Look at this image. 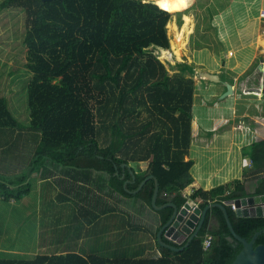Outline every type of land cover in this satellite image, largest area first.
<instances>
[{"label":"trees","instance_id":"trees-1","mask_svg":"<svg viewBox=\"0 0 264 264\" xmlns=\"http://www.w3.org/2000/svg\"><path fill=\"white\" fill-rule=\"evenodd\" d=\"M154 1L5 0L0 4L1 10L18 8L26 13V65L32 73L28 87L30 125L26 130H31L37 141L27 170L0 174V197L4 201L23 200L32 191L34 174L48 166H62L84 174L103 172V177L108 175L111 190L151 205L154 179L137 194L124 186L132 175L127 170L122 178V165L131 161H149V168L138 174L128 188L135 190L146 177L155 175L160 182L159 205L173 200L183 206L192 198L205 208L214 202L264 194V139L244 147L243 154L252 160V168L245 170L242 178L211 190L194 187L187 191L193 182L194 160H185V156L192 136L194 81L183 75L170 77L150 51L152 46L164 51L170 48L168 22L173 11L186 8L187 0ZM184 18L180 31L175 23L169 28L175 34L172 46L178 56L186 48L194 23L192 15ZM142 108L153 119L138 125ZM155 122L163 127L171 123L172 132L177 124H184V133L189 137L174 147V138L163 140L161 133H153L141 144L140 139ZM105 127L110 139L102 144L99 135ZM15 130L25 127L11 111L8 99L0 98V141ZM252 180L255 186L250 189ZM158 212L165 224L173 208ZM229 215L237 233L248 240L264 229V217H242L231 207ZM214 218L217 223L211 227ZM208 233L214 241L205 249ZM230 235L222 209L212 207L199 236L187 248L179 252L164 248L160 258H110L68 252L31 259L0 258V264H232L243 245L231 242ZM261 244L264 232L256 242Z\"/></svg>","mask_w":264,"mask_h":264},{"label":"rangeland","instance_id":"rangeland-1","mask_svg":"<svg viewBox=\"0 0 264 264\" xmlns=\"http://www.w3.org/2000/svg\"><path fill=\"white\" fill-rule=\"evenodd\" d=\"M3 1L5 0H0V4ZM146 1L155 2L154 0ZM263 7L264 0H187L186 8L173 11L168 22L170 48L164 51L159 47H150V51L164 64L170 77L183 75L186 79H193L196 97L192 108L191 135L194 130L193 138L195 137L197 134L195 128L197 127L201 135L211 134L212 137L207 138L204 147L214 144L215 139L219 136L217 134L220 129L215 131L219 124L229 123L231 125L234 118L233 110L227 106V103H221L225 100V98H221L224 94L221 95L223 88L218 85V82L204 79L202 73L204 71L217 73V70L222 68L224 61L219 58V53L229 41H245V46L253 47L251 49L253 53H258V55L264 53ZM185 15H192L194 23L192 32L188 35L186 48L182 49L178 56L172 46L175 34L169 28L171 23H175L177 31H180L185 24ZM26 30V13L23 9H0V98L8 99L11 111L25 127V130H15L10 136L3 135L2 142L0 141V174L5 175L20 174L27 170L35 155L37 144V141H34L33 132L26 130L30 125L28 87L32 77V73L26 65L28 53L25 43ZM231 48L227 52L233 56L235 49ZM259 57L254 60L255 62L246 63V70L237 73L236 76L245 79L247 73L255 69L258 61L262 59ZM248 58L253 60L251 57ZM185 66L190 69L184 68ZM227 77L229 76L227 75ZM251 88L250 85H247V95L254 94ZM252 97L253 95H249L244 98L256 101ZM241 102L245 106L247 105L246 101ZM142 109L138 125L153 119L146 108ZM235 119L239 120V115ZM251 125L255 126L254 123ZM171 126V123L168 127H163L160 122L153 123L146 137L140 139L141 144H144L153 133H161L163 140L166 138L173 140L174 138V147L180 144L179 142H182L184 138L189 137L184 133V124H177L174 127V132L170 129ZM253 136L255 135L253 134ZM259 138H264V131L262 133L259 131L257 138L245 139L252 142L250 140L257 141ZM99 139L102 144L109 142L108 128H102ZM219 141L221 142L219 148L225 147V142ZM242 145L244 149L248 143L244 141ZM237 146L238 149H241L240 144ZM148 147L151 148V145L148 144ZM139 155L145 156V154ZM220 155L221 152H219V156L214 157V160H223L226 157L222 154L221 158ZM243 160L239 159L242 169L241 178L245 170L252 168L251 159L245 161L246 166L241 164ZM143 162L148 165L149 161ZM130 163L135 164V161L129 162V165ZM201 163L207 164L206 159L203 158ZM218 163L220 164V161ZM47 174V180L42 181L49 189V200L46 203H40L44 195L42 190L38 191V188L42 189L41 184H38L42 177H38V175L34 177L32 193L20 201L22 203L0 200V258L31 259L41 254H66L76 251L84 253L85 246L81 241L85 237L79 236V234H86L85 236L91 238L93 233L96 236L90 242L92 248L84 253L89 255L97 250L96 246L100 248L104 246V243L94 244L93 241H100L98 235L102 233L106 234L107 239L110 238V206L119 209V204L122 203L119 199L122 196L110 189L108 175L106 178L103 177V172L99 171H92L89 174L79 173L73 169L68 171L62 166H48L46 170L39 173L40 176ZM254 186V180L250 181V189H253ZM63 198H71L72 203H75V205L72 203L66 205L71 207L73 214H68V209L64 210V214L71 215L76 226L72 229H62L58 233L63 235L64 233L77 232L76 236L66 235L63 238L57 233L46 236L44 228L50 224L51 220L48 219L43 224L40 212L48 207L62 208L63 202L60 200ZM127 210L134 209L127 207ZM100 253L105 257L110 256L108 249L100 251Z\"/></svg>","mask_w":264,"mask_h":264},{"label":"crops","instance_id":"crops-1","mask_svg":"<svg viewBox=\"0 0 264 264\" xmlns=\"http://www.w3.org/2000/svg\"><path fill=\"white\" fill-rule=\"evenodd\" d=\"M262 9L264 10V7ZM244 43L245 41L241 40L239 42L229 41L227 46H225L219 53V58L224 61V63H222V68L217 70V73L222 79V82H218V85L223 88L221 95L227 91L226 83H231L234 88V93L226 97L224 101H221V103H227V106L233 110L232 116L234 118V122L231 125L229 123H221L216 127L215 131L220 129V132L217 134L219 136L215 139L212 146L209 145L204 147L205 143H207V138L209 139L212 137L211 134L208 136L204 134L201 135L197 127L195 128V131H197L198 135L196 134L193 138L194 130L192 131L193 140L191 139L188 154L189 156H186L185 160H194V165L191 169L193 182L187 191L194 187L211 190L219 185L229 183L236 178H241L240 173L242 172V169L239 165V159L243 160L244 158L241 162L244 166H246L245 161L250 159L249 156H244L242 143L245 141L248 145L252 144L256 140H250L252 142H248L246 139L249 137L257 138L259 131L261 133L264 131V57H262L264 56V53H260L259 55L258 53H253L251 50L253 47L245 46ZM231 47L235 49V54L233 56L229 55L227 52L232 49ZM248 57L253 58V60H249ZM258 57L262 59L258 61L255 69H252L249 73H247L245 79H243V77L239 78L236 76L237 73H242L246 70V63L250 61L255 62L254 60ZM227 75L229 77H227ZM247 85L252 87L251 89H253L254 94L249 95H253L252 98L256 101L246 100V98H244L249 96L246 93ZM195 97L196 94H194V103ZM241 101H246L247 105L245 106V104ZM237 115H239L240 119L236 121L235 118ZM251 123H254L255 126L252 127ZM238 125H240V128H238ZM253 134L255 136H253ZM219 140L225 142V147L219 148L221 145ZM239 144L241 145V149H238L239 147L237 145ZM219 152H221V158L222 154L226 155L224 158L225 160H214V157L219 156ZM203 158L206 159L207 164L201 163ZM218 161H220V164ZM143 163V161L135 162V164L130 163L131 168L135 171L136 175L148 170L149 162L148 165ZM127 170L130 171L127 168H123V173L125 172V175ZM36 175H38V177H42L38 183L41 184L42 189L38 188V191L42 190L44 197H42L40 203L44 204L47 200H49V189L42 181H44V179L47 180L46 178H48V174L42 176L34 174L33 180ZM130 180H132V178ZM133 183L134 182H131L130 184ZM0 200L3 199L0 197ZM119 200L122 202L119 204V209L110 206V238L107 239L106 234L103 235L101 233L98 235L97 237H99L98 239L100 241H93L94 244H97V242L104 243V246H102V248L96 246L97 250L93 249L95 252L91 254L102 255L100 251L108 249L110 256L107 257L110 258L153 259L162 257L163 249L167 247L161 245L158 239V232L164 225L159 212L153 208L152 204L149 205L141 198L122 196ZM20 201H13V203L15 202L20 204L22 203ZM60 201L63 202L62 208L57 209L48 207L40 212L43 224H45L48 219L51 220L50 224L44 228V235L47 236L57 233L59 236H63V238H65L66 235L76 236L77 232L73 234L64 233L63 235L58 233L62 229H72V227L75 228L76 226L75 221L72 220L73 217L71 215L64 214V210L66 209H68V214H73L71 213V207L66 206L72 203L71 198H63ZM168 202L174 201L169 200ZM196 204L199 205V201H196ZM72 205H75V203H72ZM127 207H131L134 210H127ZM216 223V219H212L211 227ZM80 235L85 237L84 240L81 241L85 246V251L92 248V243L90 242L96 235L92 233L91 238L85 236L86 234L81 233L79 236ZM162 239L167 243L179 246L181 245L173 241L172 237L167 235L165 232L162 234ZM76 252L85 255L84 253L78 251Z\"/></svg>","mask_w":264,"mask_h":264},{"label":"water","instance_id":"water-1","mask_svg":"<svg viewBox=\"0 0 264 264\" xmlns=\"http://www.w3.org/2000/svg\"><path fill=\"white\" fill-rule=\"evenodd\" d=\"M48 1V0H44ZM63 1V0H60ZM202 77L208 81L212 82H222V79L218 73H211L209 71H204L202 73ZM227 91L222 95L221 98H226L229 95L234 93V88L231 83H227ZM122 167L124 169H129L132 175V180L125 181V188L128 192L137 194L139 193L145 184L150 180H155V190L152 197V206L156 211H160L167 207L173 208V213L169 220L162 226V228L158 232V239L161 245L169 248L172 251H182L187 248L190 243L199 236L207 215L208 211L212 207H219L222 209L228 227L230 229L231 235L228 236V239L231 242L238 241L243 245L242 250L237 255L232 264H264V244L256 245L258 237L264 232L260 230L256 232L251 240L241 236L237 233L232 223V220L229 215L230 206L227 203L214 202L206 206L205 208H201L196 204V201L192 198H189L188 201L183 206H178L174 202H167L165 204H158V197L160 193V182L159 179L155 175H149L146 177L139 187L135 190H130L128 185L131 182H136L137 175L135 171L131 168L129 164H123ZM119 171L117 172V174ZM125 177V172L123 173L122 178ZM230 203H235L237 210L236 213L242 217H264V194L250 196L243 199H238L235 201H230ZM165 232L167 235L171 236L173 241L177 242L179 245L167 243L163 241L162 234Z\"/></svg>","mask_w":264,"mask_h":264},{"label":"built area","instance_id":"built-area-1","mask_svg":"<svg viewBox=\"0 0 264 264\" xmlns=\"http://www.w3.org/2000/svg\"><path fill=\"white\" fill-rule=\"evenodd\" d=\"M225 203H227L233 210H235V211L237 210L235 203H230V202H225ZM213 241H214L213 235L208 233L205 237V240H204L205 249H209L212 246Z\"/></svg>","mask_w":264,"mask_h":264}]
</instances>
